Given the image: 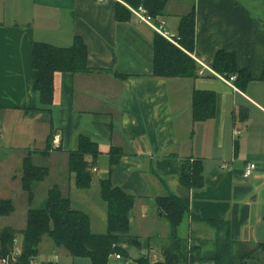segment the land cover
<instances>
[{"label":"crops","instance_id":"crops-1","mask_svg":"<svg viewBox=\"0 0 264 264\" xmlns=\"http://www.w3.org/2000/svg\"><path fill=\"white\" fill-rule=\"evenodd\" d=\"M155 4L156 0H0V201L12 202L19 187L22 191V165L29 156L33 165L47 169L45 179L32 186L34 198L39 191L45 198L56 186L72 209L82 208L78 211L89 217L91 232L103 234L105 205L96 194L94 199L90 193L76 197L75 176L68 172V154L76 152L84 138L95 144L98 155L85 157L91 185L80 191L98 189L100 199L98 183L109 180L135 198L129 232L139 247L122 246L128 254L123 259L135 263L149 260V253L157 249L155 238L168 236L154 199L167 193L185 195L178 183L181 165L200 160L203 187L188 193L190 214L181 223L186 230L179 234L180 225L178 236L199 249V264H216L217 234L206 223L192 221L191 214L223 221L233 242L234 264H264L259 247L264 244V82L259 80L264 1L167 0L162 11L152 15ZM117 5L125 14L118 21ZM138 7L163 21L174 37L180 19L193 10L192 56L212 70L218 52L232 53L237 69L252 80L244 90L234 91L208 71L193 80L152 77L155 34L130 13ZM75 38L84 43L92 72L56 73L52 103L40 111L32 46L68 48ZM193 91L215 94L213 119L193 122ZM233 131L239 134L234 136ZM113 150L119 154L115 163L109 159ZM249 163L257 170L244 179L242 172ZM26 211L24 225L11 227L17 233L26 226ZM44 238L49 253L41 249ZM43 239L35 259L57 264L53 253L65 250ZM15 245H21L20 234ZM245 248L253 255L240 259ZM41 255L45 257L38 260ZM161 260L160 254L149 262Z\"/></svg>","mask_w":264,"mask_h":264},{"label":"trees","instance_id":"trees-1","mask_svg":"<svg viewBox=\"0 0 264 264\" xmlns=\"http://www.w3.org/2000/svg\"><path fill=\"white\" fill-rule=\"evenodd\" d=\"M167 0H156L154 13L162 11ZM264 1V0H253ZM129 13V12H128ZM115 19H124V11L119 5L115 7ZM152 41V77L160 79H190L197 77V64L190 55L194 51V13L185 14L178 25L177 45L168 42L158 34ZM31 66L37 72L34 88L39 97L40 111H46L52 103L53 76L56 73H88L87 49L81 39L75 38L68 48H58L44 43H34L31 53ZM212 71L224 78L235 76L234 86L244 90L252 80L243 70H238L235 55L218 52L214 58ZM260 81L264 82V63ZM216 96L211 92L193 91L191 115L193 122H205L215 116ZM51 134L48 136L50 140ZM45 154V153H44ZM97 156L95 144L81 138L76 152L68 154V172L75 176L76 188L87 190L91 185V176L87 171L85 157ZM119 154L113 150L109 159L117 162ZM47 176L45 167L32 164L27 156L22 165L21 189L27 197L26 226L17 233L11 227L0 229V259L9 257L13 251L16 236H21V254L15 263L28 264L38 254V247L47 237L55 247L63 248L72 258L88 259L90 264H108L113 254L128 258L123 245L139 247L137 238L129 232V213L134 205V197L125 193L109 180L98 183L99 196L106 211V231L94 234L90 230L89 217L71 208L68 198L61 196L59 189L53 186L47 190L42 207H33V184L41 183ZM178 183L185 195L176 196L167 193L156 197L154 204L160 219L168 226L166 240L155 238L160 245L162 260L153 264H199V249L191 246L187 239L180 238L177 230L184 218L190 214L188 193L203 187L202 163L200 160H185L178 174ZM14 211L10 200L0 201V218L8 217ZM192 221H201L211 227L216 237V264H234L232 256L233 242L229 237L226 222L203 220L191 214ZM264 253V244H261ZM252 251L244 252L240 259L251 258ZM136 264H150L148 259H138Z\"/></svg>","mask_w":264,"mask_h":264},{"label":"built area","instance_id":"built-area-1","mask_svg":"<svg viewBox=\"0 0 264 264\" xmlns=\"http://www.w3.org/2000/svg\"><path fill=\"white\" fill-rule=\"evenodd\" d=\"M100 2H103L104 0H99ZM129 9V8H128ZM132 16L140 23H143L147 25L149 28L153 30L154 33L158 34L168 42L177 45V38L171 35L167 30L164 29V22L161 20H157L155 17H153L151 14L147 13L143 8L138 7L137 9H129ZM191 58L195 61L197 64L198 70L197 75L203 76V73L205 71L210 72L211 74H214L217 76L220 80H222L224 83L228 84L234 91H237V88L234 86L235 76H230L229 78H224L223 76H220L216 73H214L210 68L205 66L203 63H201L198 59L190 55ZM239 134V131H233V135L237 136ZM223 168H226V165H223ZM257 170V165L255 163H249L245 166L242 172V177L244 179H249ZM95 171V170H93ZM21 254V246L15 245L14 241V247L13 251L10 254L9 257L1 258L0 264H10L15 263L16 259ZM28 264H40L35 258H32L29 260ZM108 264H135V263H129L126 260L123 259V257L120 254H113L108 259Z\"/></svg>","mask_w":264,"mask_h":264},{"label":"rangeland","instance_id":"rangeland-1","mask_svg":"<svg viewBox=\"0 0 264 264\" xmlns=\"http://www.w3.org/2000/svg\"><path fill=\"white\" fill-rule=\"evenodd\" d=\"M165 30H167V29L165 28ZM41 188L43 189V187H41ZM180 190L184 191L181 187H180ZM89 193L91 194V197L93 199H94L95 194H96L97 201L100 202L103 206V202L100 201V199L98 197V189H96L95 191H93V190H90V191L77 190V191H75L74 195L76 197H80L83 195H87ZM43 196H44L43 191H41V192L39 191L36 194V196L34 198V202H33V207L39 208L40 203H42V201H43L42 200L44 198ZM12 203L14 206V213L8 217H1L0 218V228L5 227V226H10V227H13L14 229H18V227L23 226L25 223V211L27 209V207H26L27 206L26 195L20 190V187L18 188L16 193H14L12 195ZM77 209L83 211L82 208H77ZM161 222H162V224H164V226H167V223L163 219H161ZM167 228H168V226H167ZM185 230H186L185 224H182L180 226V229H179V234H182V232ZM46 240H47L46 238L43 239L41 249L43 251L45 250V251H47V253H49L50 251L47 250V247L45 245ZM156 245H157V249L154 252L149 253V256H150L149 260L151 262H154L155 260H157L159 258V255L161 254L160 248H159L160 244L157 242ZM245 252H248L246 250V248H245ZM53 255H55L57 258V264H90L88 259L72 258V257L66 255V253H63L62 250H55V253H53ZM44 257H45V255H41L38 258V260H41Z\"/></svg>","mask_w":264,"mask_h":264}]
</instances>
